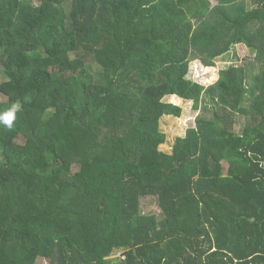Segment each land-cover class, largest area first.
Wrapping results in <instances>:
<instances>
[{"label":"trees","instance_id":"obj_1","mask_svg":"<svg viewBox=\"0 0 264 264\" xmlns=\"http://www.w3.org/2000/svg\"><path fill=\"white\" fill-rule=\"evenodd\" d=\"M214 1L0 0V264H264V0Z\"/></svg>","mask_w":264,"mask_h":264},{"label":"rangeland","instance_id":"obj_2","mask_svg":"<svg viewBox=\"0 0 264 264\" xmlns=\"http://www.w3.org/2000/svg\"><path fill=\"white\" fill-rule=\"evenodd\" d=\"M210 1L213 5L216 3L214 0ZM254 56L255 52L247 48V46L242 44L237 45L228 56L218 59L215 67H204L200 61H192L186 78L194 82H199L202 85L210 86L219 79V72L222 69H226L231 65L239 66L242 64H246L250 75H256L258 73V65L254 60ZM2 81L3 78L0 77V83ZM165 101L179 106L183 110L180 118L165 116L161 120V130L167 135V140L165 144L160 146V151L171 153L176 139L184 137L186 131L196 125V118L201 113V110H195L192 102L185 101L177 96L166 97ZM233 122L234 131L238 134L241 133L246 124V118L236 114ZM144 211L160 214V209L157 204L150 200L145 201ZM38 264L48 263L40 261Z\"/></svg>","mask_w":264,"mask_h":264},{"label":"clouds","instance_id":"obj_3","mask_svg":"<svg viewBox=\"0 0 264 264\" xmlns=\"http://www.w3.org/2000/svg\"><path fill=\"white\" fill-rule=\"evenodd\" d=\"M20 110V105L14 104L4 113H0V124H4L9 128L12 127L13 121L16 119V113Z\"/></svg>","mask_w":264,"mask_h":264}]
</instances>
